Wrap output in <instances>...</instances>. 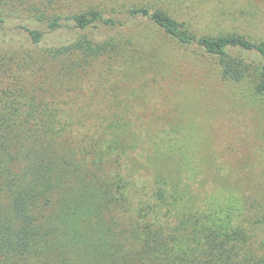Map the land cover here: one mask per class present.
<instances>
[{
	"label": "trees",
	"instance_id": "1",
	"mask_svg": "<svg viewBox=\"0 0 264 264\" xmlns=\"http://www.w3.org/2000/svg\"><path fill=\"white\" fill-rule=\"evenodd\" d=\"M7 6L0 0V264H264L259 203L179 210L177 179L145 182L115 120L88 123L82 106L62 105L70 86L82 95L96 60L145 74L153 32L144 22L215 56L224 79L251 81L259 94L264 41L199 35L147 6L109 16Z\"/></svg>",
	"mask_w": 264,
	"mask_h": 264
},
{
	"label": "rangeland",
	"instance_id": "2",
	"mask_svg": "<svg viewBox=\"0 0 264 264\" xmlns=\"http://www.w3.org/2000/svg\"><path fill=\"white\" fill-rule=\"evenodd\" d=\"M7 3V9H66V13L96 8L108 16L147 6L168 13L199 35L239 33L264 41V0ZM9 23L14 25L11 19ZM144 25L153 32L142 59L145 74L110 70L108 61L96 60L82 72V95L74 97L77 86H70L62 105L82 106L79 119L88 123L115 120L133 144L145 182L151 183L157 174L177 179V209L210 203L241 207L244 201L259 203L264 211V94L257 93L251 81L224 79L217 58L196 45L182 46L149 23L140 28ZM68 28L64 26L61 35ZM110 31L106 27L97 33L103 37ZM19 39L24 41L25 36ZM262 235L261 231V241Z\"/></svg>",
	"mask_w": 264,
	"mask_h": 264
}]
</instances>
